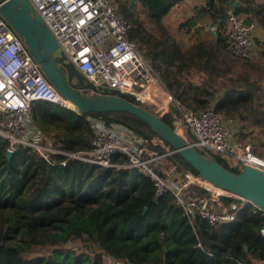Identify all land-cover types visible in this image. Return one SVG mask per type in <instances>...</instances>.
Here are the masks:
<instances>
[{
    "label": "trees",
    "instance_id": "1",
    "mask_svg": "<svg viewBox=\"0 0 264 264\" xmlns=\"http://www.w3.org/2000/svg\"><path fill=\"white\" fill-rule=\"evenodd\" d=\"M114 1L131 38L178 100L167 112H154L173 125L181 110L213 108L224 120L238 117L240 143L250 138L264 147V68L228 51L224 35L230 8L264 28L263 3L240 0L235 7L237 0H202L180 26L190 29L209 20L214 35L184 48L164 21L182 0ZM192 70L201 75L199 81L191 77ZM31 114L58 148L90 150L95 136L90 117L102 116L107 123L130 126L162 155L158 160L169 169L199 173L132 113H83L39 100ZM8 147L7 140L0 139V264H114L106 257L137 264H263L264 212L253 204L239 210L235 221L214 226L200 216L190 219L171 191L156 197L152 178L137 167L100 166L81 159L50 165L30 148L8 157ZM198 149L232 171L242 168L231 165L227 153ZM253 151L264 156L262 148ZM114 160L125 163L128 156L115 155ZM190 190L200 193L203 188ZM73 241L81 246H69Z\"/></svg>",
    "mask_w": 264,
    "mask_h": 264
},
{
    "label": "built area",
    "instance_id": "2",
    "mask_svg": "<svg viewBox=\"0 0 264 264\" xmlns=\"http://www.w3.org/2000/svg\"><path fill=\"white\" fill-rule=\"evenodd\" d=\"M59 42L58 53L102 88H116L135 94L145 105L167 112L178 100L162 77L131 38L129 25L114 0H30ZM214 31L215 26L211 27ZM257 23L248 21L233 8L228 10L225 46L232 54L251 58L256 47ZM45 100L75 109L44 73L23 36L0 12V139L7 140L13 153L30 148L50 165H67L81 159L100 166L137 167L147 173L156 187V197L171 191L190 219L197 216L214 226L235 221L238 211L253 204L249 199L216 185L199 173L177 171L161 174L152 163L162 155L148 147L130 126L107 123L102 116H91L95 129L92 147L87 151H67L34 122L31 108ZM213 108L204 111L181 110L173 119L174 128L197 148L227 153L240 162L264 169V156L251 145L239 143L234 131ZM126 154L119 163L115 155ZM60 155L61 158H56ZM191 186L203 188L192 192ZM257 207V206H256ZM258 208V207H257ZM261 210V209H260ZM264 212V210H262ZM264 236V224L261 228ZM114 264H137L129 258L110 257Z\"/></svg>",
    "mask_w": 264,
    "mask_h": 264
},
{
    "label": "water",
    "instance_id": "3",
    "mask_svg": "<svg viewBox=\"0 0 264 264\" xmlns=\"http://www.w3.org/2000/svg\"><path fill=\"white\" fill-rule=\"evenodd\" d=\"M239 0L235 3V7ZM0 12L23 36L31 53L55 87L83 113L125 111L147 124L179 152L208 181L231 190L264 210V169L244 163L239 172L226 168L215 157L200 151L185 139L172 124L143 105L133 93L116 88H102L67 60L64 51L57 52L59 42L42 16L33 11L30 0H0ZM13 152L7 151L8 157Z\"/></svg>",
    "mask_w": 264,
    "mask_h": 264
},
{
    "label": "rangeland",
    "instance_id": "4",
    "mask_svg": "<svg viewBox=\"0 0 264 264\" xmlns=\"http://www.w3.org/2000/svg\"><path fill=\"white\" fill-rule=\"evenodd\" d=\"M188 8L189 7L187 5H179L176 8H173L171 13L168 16H166L164 19L165 23L167 24V26L169 27L171 32L179 40L180 44L184 48L189 46L192 42L198 40L199 38H203V37L211 38L214 35L213 30L211 28L214 25L211 24V22L209 20L200 21L201 23H198L196 26H193L190 29L181 28V26H180L181 22L184 20H187V18L189 17V12L187 11ZM224 35H225V33H224ZM191 77L196 81H199L201 79V75L196 70H192ZM147 106L150 109L156 111L155 107H153L151 105H147ZM225 121L227 122L226 125L230 129V132L234 131L235 134H237V132L239 130V123L234 122V118H229ZM236 138L238 141L237 135H236ZM246 141L248 142L247 144L251 145L252 149L257 146L260 149L262 148L264 151V147H262L261 144L258 143L257 141H253L250 138H247ZM247 144H244V145H247ZM151 149H153V148H151ZM228 159H229L231 165L238 164V166H241V167L243 165L242 162H240L239 160H237L233 156H230ZM153 166L157 167V168H163L164 172L170 173V169L168 167H166L164 162H160L159 160H157ZM69 246L80 247L81 242L73 241L69 244ZM43 251H45V250H41V249L37 250V252H43ZM106 261H111V258L106 257Z\"/></svg>",
    "mask_w": 264,
    "mask_h": 264
},
{
    "label": "crops",
    "instance_id": "5",
    "mask_svg": "<svg viewBox=\"0 0 264 264\" xmlns=\"http://www.w3.org/2000/svg\"><path fill=\"white\" fill-rule=\"evenodd\" d=\"M256 1L264 4V0H256ZM201 2L202 0H182L179 3H177L173 8H176L179 5H187L189 7L187 11L189 12V17H190L194 11L193 9L194 5L200 4ZM257 27L258 28H257V37H256V47L251 59L264 68V28L259 23H257ZM261 71H263V77H264V70L262 69ZM234 122H239L238 117L234 118ZM262 263L264 264V261Z\"/></svg>",
    "mask_w": 264,
    "mask_h": 264
},
{
    "label": "bare ground",
    "instance_id": "6",
    "mask_svg": "<svg viewBox=\"0 0 264 264\" xmlns=\"http://www.w3.org/2000/svg\"><path fill=\"white\" fill-rule=\"evenodd\" d=\"M69 103H70L71 106H73L75 108V105L74 104H72L71 102H69Z\"/></svg>",
    "mask_w": 264,
    "mask_h": 264
}]
</instances>
